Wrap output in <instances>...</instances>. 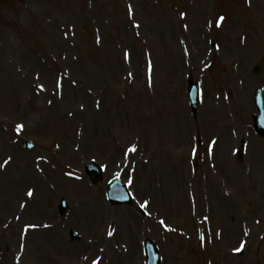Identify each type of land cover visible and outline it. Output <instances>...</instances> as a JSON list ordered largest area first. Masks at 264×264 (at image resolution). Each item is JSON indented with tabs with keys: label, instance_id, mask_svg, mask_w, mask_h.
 <instances>
[{
	"label": "rangeland",
	"instance_id": "rangeland-1",
	"mask_svg": "<svg viewBox=\"0 0 264 264\" xmlns=\"http://www.w3.org/2000/svg\"><path fill=\"white\" fill-rule=\"evenodd\" d=\"M259 86L264 0H0V264H264Z\"/></svg>",
	"mask_w": 264,
	"mask_h": 264
},
{
	"label": "water",
	"instance_id": "water-1",
	"mask_svg": "<svg viewBox=\"0 0 264 264\" xmlns=\"http://www.w3.org/2000/svg\"><path fill=\"white\" fill-rule=\"evenodd\" d=\"M196 102H197V93L195 91L193 100L191 101L193 111L195 110V103ZM258 105H259L258 109L261 112L262 107L260 104V100H258ZM254 121H255L256 131L259 132L261 135H264V117L259 116V118H254ZM85 169H86L87 175H89V176H91L92 174L95 175V178L93 179L94 183H96L101 178L100 170L95 164L87 165V166H85ZM115 190H117V191H115ZM108 196H109L111 202H113V203H122V202H126V201H127V203H129V198H128L127 192L125 191V189L122 186H120L119 184H117L115 182L111 184V190L108 192ZM147 250H148L149 258L153 259L152 260L153 264H156L157 255L155 253V258H154V252H153L154 249L152 250L148 246Z\"/></svg>",
	"mask_w": 264,
	"mask_h": 264
},
{
	"label": "snow or ice",
	"instance_id": "snow-or-ice-1",
	"mask_svg": "<svg viewBox=\"0 0 264 264\" xmlns=\"http://www.w3.org/2000/svg\"><path fill=\"white\" fill-rule=\"evenodd\" d=\"M223 20V17H220V21H222ZM220 21H218L217 22V26H219V23H220ZM23 126L22 125H18L17 126V128L19 129V128H22ZM135 149H132V151H134ZM5 163H7V161H5ZM32 195V192L31 191H29L28 192V196H31ZM141 207H144V205H141ZM109 235H111V233H109ZM201 239H203V237H201ZM237 251H239V249H237Z\"/></svg>",
	"mask_w": 264,
	"mask_h": 264
},
{
	"label": "bare ground",
	"instance_id": "bare-ground-1",
	"mask_svg": "<svg viewBox=\"0 0 264 264\" xmlns=\"http://www.w3.org/2000/svg\"><path fill=\"white\" fill-rule=\"evenodd\" d=\"M36 228H37L36 226H32V227H30L29 229L32 230V231H30V232H35V231H37L38 229L36 230ZM27 232H28V231H27ZM13 242H14V241H13ZM3 263H4V262H3Z\"/></svg>",
	"mask_w": 264,
	"mask_h": 264
}]
</instances>
